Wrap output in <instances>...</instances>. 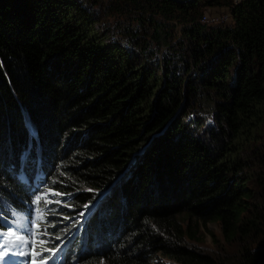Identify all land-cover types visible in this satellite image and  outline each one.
Wrapping results in <instances>:
<instances>
[{
    "label": "trees",
    "instance_id": "1",
    "mask_svg": "<svg viewBox=\"0 0 264 264\" xmlns=\"http://www.w3.org/2000/svg\"><path fill=\"white\" fill-rule=\"evenodd\" d=\"M39 183L69 264H228L196 245L264 225V0H0V200Z\"/></svg>",
    "mask_w": 264,
    "mask_h": 264
},
{
    "label": "rangeland",
    "instance_id": "2",
    "mask_svg": "<svg viewBox=\"0 0 264 264\" xmlns=\"http://www.w3.org/2000/svg\"><path fill=\"white\" fill-rule=\"evenodd\" d=\"M205 15L210 19L217 18L219 23H210L206 24L207 26H231L232 25V17L228 9L226 8H204ZM208 231L203 230L204 236H200L201 243H198L196 246L202 252L206 253L212 258H218L221 260H226L228 264H237L240 262V256L242 250L240 248H244V250H248L251 255L258 254L264 245V225L261 226L258 233L251 234L248 238L244 240V243L241 247H238V244L242 241L236 239V241L232 243H225L222 239L221 230L217 224H210L207 227ZM210 234L214 235L213 237ZM109 238V237H108ZM164 264H175L168 260L162 261Z\"/></svg>",
    "mask_w": 264,
    "mask_h": 264
},
{
    "label": "clouds",
    "instance_id": "3",
    "mask_svg": "<svg viewBox=\"0 0 264 264\" xmlns=\"http://www.w3.org/2000/svg\"><path fill=\"white\" fill-rule=\"evenodd\" d=\"M28 123V122H27ZM28 128L34 130L35 132V128L34 126H30L29 123L26 124ZM36 138V137H35ZM30 141H32V138H29ZM42 162V159L40 157L36 158V166L38 168V166H40V163ZM48 194V202H52L54 200L53 194L50 192H47ZM34 194H32L29 197L22 199V203L21 206H27L30 210H32L34 208V203L36 201V196H33ZM35 197V198H32ZM0 211H1V216H0V234H4L7 231V227L6 225L8 223H25L26 221L22 218V220H17V218H13L12 213H14L13 211L7 209V207H0ZM39 230V235L40 238L42 239V241L44 242V244H46L44 246V248L41 251L42 256L44 257V259L50 258L51 259V264H69L66 256L63 254L62 250L55 245V238L53 237V235L51 234L50 230L47 227V224H33L31 225L27 232H32L35 233L36 231ZM47 246L50 247V250L47 249ZM70 264H76L75 261H72Z\"/></svg>",
    "mask_w": 264,
    "mask_h": 264
},
{
    "label": "bare ground",
    "instance_id": "4",
    "mask_svg": "<svg viewBox=\"0 0 264 264\" xmlns=\"http://www.w3.org/2000/svg\"><path fill=\"white\" fill-rule=\"evenodd\" d=\"M43 180L46 179H42V181ZM27 186L28 183L24 180L23 188L25 189ZM31 187L33 189V194L36 196V201L34 203V208L32 210H30L27 206H24L26 211L20 212L18 210H15L10 204L2 200H0V207H7V209L17 213L18 216L23 218L26 222H34L37 224H49L50 229L56 231L57 228L55 229L51 225L52 224L51 219L54 215L61 214V211L63 210V206L59 203H54L51 205L48 203L47 201L48 194L46 193L45 189L41 187V183H39V185L37 184L31 185Z\"/></svg>",
    "mask_w": 264,
    "mask_h": 264
},
{
    "label": "water",
    "instance_id": "5",
    "mask_svg": "<svg viewBox=\"0 0 264 264\" xmlns=\"http://www.w3.org/2000/svg\"><path fill=\"white\" fill-rule=\"evenodd\" d=\"M168 1L175 3L177 5H189L194 2H197L198 0H168Z\"/></svg>",
    "mask_w": 264,
    "mask_h": 264
},
{
    "label": "built area",
    "instance_id": "6",
    "mask_svg": "<svg viewBox=\"0 0 264 264\" xmlns=\"http://www.w3.org/2000/svg\"><path fill=\"white\" fill-rule=\"evenodd\" d=\"M201 23L210 24V23H219V21L217 20V18L210 19L208 16L204 15L201 20Z\"/></svg>",
    "mask_w": 264,
    "mask_h": 264
},
{
    "label": "snow or ice",
    "instance_id": "7",
    "mask_svg": "<svg viewBox=\"0 0 264 264\" xmlns=\"http://www.w3.org/2000/svg\"><path fill=\"white\" fill-rule=\"evenodd\" d=\"M21 255H27L26 253H21ZM6 259L4 253H0V260Z\"/></svg>",
    "mask_w": 264,
    "mask_h": 264
}]
</instances>
